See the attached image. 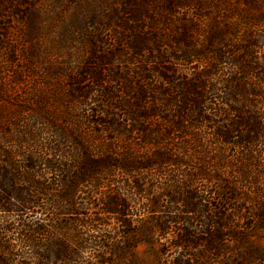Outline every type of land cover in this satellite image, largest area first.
<instances>
[{
    "label": "trees",
    "instance_id": "trees-1",
    "mask_svg": "<svg viewBox=\"0 0 264 264\" xmlns=\"http://www.w3.org/2000/svg\"><path fill=\"white\" fill-rule=\"evenodd\" d=\"M7 1L23 17L27 0L0 17ZM108 1L120 48L64 73L71 99L92 80L104 138L31 108L47 98L19 85L47 63L37 43L5 54L0 264H264V0Z\"/></svg>",
    "mask_w": 264,
    "mask_h": 264
},
{
    "label": "rangeland",
    "instance_id": "rangeland-1",
    "mask_svg": "<svg viewBox=\"0 0 264 264\" xmlns=\"http://www.w3.org/2000/svg\"><path fill=\"white\" fill-rule=\"evenodd\" d=\"M4 4L7 8L2 5V9L5 11L3 12L4 16L0 17V25L7 29L9 37L6 39V36H2L0 33V39H3L0 42V67L2 70L1 80L7 82L10 88L5 86L6 95H4V100L0 99V117L6 114H15L13 102L15 90H17L10 84L14 66L7 64L5 54L15 49L18 54L16 61H24L32 45L37 43L38 48L36 50L39 51L40 56L38 61H45L47 58V63L39 65V73H27L26 82L19 85H25L30 93L41 91V94H46L47 98L46 104H38V106H43L41 110L35 106V101L30 105L31 108L41 111L42 115L49 113L51 116L49 122L58 125L67 123L64 125L68 126L69 129H72L73 126L78 127V133H81L86 141L91 137L104 138V136L95 135L96 125L91 122L88 124L89 118H95L91 116L93 113L91 108H98L101 104L92 80L86 79L80 85L88 92V94H84L85 98L71 99L68 77L64 73L70 72V70L73 73L79 66L83 67L86 62L91 60L94 50H97L102 57L109 58L107 56L110 53L120 48L117 44L116 33L108 24L109 22L103 13L110 10L109 1L27 0L21 6L24 12L23 17L21 14L12 12V2L7 1ZM158 6L161 7L162 4L160 3ZM30 21L34 23L31 34L28 31L31 29ZM113 62L114 65L112 66L111 63V67L116 68L121 73L125 70V65L119 59ZM20 64L22 63L20 62ZM61 71L63 75L59 76L58 72ZM105 76L106 80L111 82L112 78L107 74ZM20 91L18 89V92ZM26 117L34 118V115L30 116L26 111ZM50 136L51 134H47L46 137ZM199 187H201V191L207 190L203 182L197 183V188ZM43 216L48 218V216ZM0 218H2L1 215ZM261 244L264 246V239L261 240ZM138 249L141 255L147 256L146 244L140 245ZM170 255L172 258L175 253L172 252Z\"/></svg>",
    "mask_w": 264,
    "mask_h": 264
}]
</instances>
